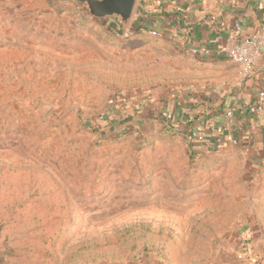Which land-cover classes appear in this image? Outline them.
<instances>
[{"label":"rangeland","instance_id":"obj_1","mask_svg":"<svg viewBox=\"0 0 264 264\" xmlns=\"http://www.w3.org/2000/svg\"><path fill=\"white\" fill-rule=\"evenodd\" d=\"M95 18L0 0V264H264V156L133 123L164 44Z\"/></svg>","mask_w":264,"mask_h":264},{"label":"crops","instance_id":"obj_2","mask_svg":"<svg viewBox=\"0 0 264 264\" xmlns=\"http://www.w3.org/2000/svg\"><path fill=\"white\" fill-rule=\"evenodd\" d=\"M96 19L124 37L135 32L164 44L160 73L148 72L142 79L161 80L150 95V100L161 105L149 118L143 112L133 116V123L157 122L161 114L171 113L177 128L204 124L207 150L239 144L264 156V112L257 115L249 110L264 91V48L247 74L227 56L217 54L237 25L244 36L264 27V0H136L127 25L113 17ZM142 28L158 34H141ZM199 47L207 48L210 54L192 53ZM79 63L82 67V60ZM84 66H89L87 60ZM83 72L86 76L54 80H94L87 77V70ZM228 110L233 113V122L226 115ZM217 127H222V132H217Z\"/></svg>","mask_w":264,"mask_h":264},{"label":"built area","instance_id":"obj_3","mask_svg":"<svg viewBox=\"0 0 264 264\" xmlns=\"http://www.w3.org/2000/svg\"><path fill=\"white\" fill-rule=\"evenodd\" d=\"M141 34H151L156 36L158 32L147 31L146 29L140 30ZM119 35V34H118ZM264 48V27L253 30L249 35L244 36L242 33V27L237 25L235 29L229 35V39L221 46L217 52L219 55L227 56L232 62L238 64L242 73L247 74L253 64L259 58L262 49ZM192 53L198 54H210L209 50L205 47H199L192 49ZM110 105L116 103V99L111 98L109 100ZM253 114H262L264 112V91L259 93L258 100L251 104L249 108ZM229 118V122H233V113L228 110L226 113ZM165 119L169 122L173 120L171 113L165 114ZM188 141L192 144L194 152H204L206 148L207 131L201 122H197L191 126H188L185 130ZM217 132H222V127L216 128ZM236 143V140L233 141Z\"/></svg>","mask_w":264,"mask_h":264},{"label":"water","instance_id":"obj_4","mask_svg":"<svg viewBox=\"0 0 264 264\" xmlns=\"http://www.w3.org/2000/svg\"><path fill=\"white\" fill-rule=\"evenodd\" d=\"M85 4L89 13L96 18L113 17L123 25L130 21L136 0H75Z\"/></svg>","mask_w":264,"mask_h":264},{"label":"trees","instance_id":"obj_5","mask_svg":"<svg viewBox=\"0 0 264 264\" xmlns=\"http://www.w3.org/2000/svg\"><path fill=\"white\" fill-rule=\"evenodd\" d=\"M95 20L97 21L98 24L100 23V22H99V21H100L99 19H96V18H95ZM100 24H101V23H100ZM102 24H103V23H102ZM103 25H104V24H103ZM104 26H107V25H104ZM99 30H100V29H99ZM132 36H137V34H135V32H133V33L127 35V37H132Z\"/></svg>","mask_w":264,"mask_h":264}]
</instances>
